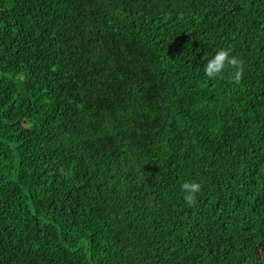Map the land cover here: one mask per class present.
Segmentation results:
<instances>
[{
  "label": "trees",
  "instance_id": "1",
  "mask_svg": "<svg viewBox=\"0 0 264 264\" xmlns=\"http://www.w3.org/2000/svg\"><path fill=\"white\" fill-rule=\"evenodd\" d=\"M0 264H264V0H0Z\"/></svg>",
  "mask_w": 264,
  "mask_h": 264
},
{
  "label": "clouds",
  "instance_id": "2",
  "mask_svg": "<svg viewBox=\"0 0 264 264\" xmlns=\"http://www.w3.org/2000/svg\"><path fill=\"white\" fill-rule=\"evenodd\" d=\"M242 61H238L235 56L231 54V49H220L216 52L204 66V75L209 80H216L223 78L224 73L228 68L237 69L234 73V82L239 83L242 76ZM181 192L183 194L184 202L189 206H194L197 200V194L201 192V184L196 181H185L181 185Z\"/></svg>",
  "mask_w": 264,
  "mask_h": 264
}]
</instances>
